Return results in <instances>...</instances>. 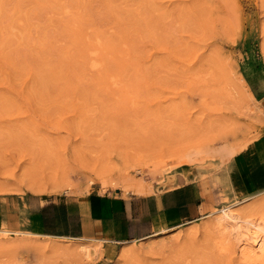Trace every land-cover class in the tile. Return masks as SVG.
<instances>
[{
    "label": "rangeland",
    "instance_id": "1",
    "mask_svg": "<svg viewBox=\"0 0 264 264\" xmlns=\"http://www.w3.org/2000/svg\"><path fill=\"white\" fill-rule=\"evenodd\" d=\"M262 94L264 0H0V215L18 231L0 234L14 242L0 245V264H249L232 235L202 221L264 192L244 193L226 173L232 156L243 171L239 152L264 139L254 140ZM182 154L193 160L175 165ZM125 172L153 202L181 208L198 195L210 207L128 241V258L102 242L86 256L83 201L132 195ZM66 242L78 250L61 251Z\"/></svg>",
    "mask_w": 264,
    "mask_h": 264
},
{
    "label": "crops",
    "instance_id": "2",
    "mask_svg": "<svg viewBox=\"0 0 264 264\" xmlns=\"http://www.w3.org/2000/svg\"><path fill=\"white\" fill-rule=\"evenodd\" d=\"M261 100L264 108V94ZM261 133H264V130ZM239 154L244 161L243 171L237 167L234 156H232L228 160L230 164L226 173L235 177L239 190L244 193L264 189V186H260L264 185V151L257 150L251 143ZM248 181L251 182L249 191L246 190ZM184 186L178 185L172 189ZM215 192L216 190H214V196L217 197ZM151 196L144 194L122 196L97 192L91 198L86 197L83 201L80 220L81 237L100 238L105 244L102 245L104 251H112L114 244L141 239L164 227L175 225L180 219L196 220L201 215L200 207L204 201L201 196L189 197L181 208L167 207L158 197H154L153 202ZM205 201L208 202V200ZM148 203L151 205L148 206ZM2 219L0 215V224Z\"/></svg>",
    "mask_w": 264,
    "mask_h": 264
},
{
    "label": "bare ground",
    "instance_id": "3",
    "mask_svg": "<svg viewBox=\"0 0 264 264\" xmlns=\"http://www.w3.org/2000/svg\"><path fill=\"white\" fill-rule=\"evenodd\" d=\"M95 65L96 63H92L93 68ZM98 67L97 69H99ZM239 80H240V91H242V93L244 94L246 98H249L252 100L253 99L252 93L248 90L247 86L242 81V79L239 78ZM261 135L262 133L256 135L254 137V140H256L257 137L259 138ZM256 142L257 144H255V146L257 150L264 151V139L260 138L256 140ZM247 143H249L248 139H245L242 141V143L238 144L239 145L238 147H236L237 144L236 145H231V144L225 145L224 148H222L221 152L225 156L229 157L237 153L239 150H241L243 146L247 145ZM191 160H193L192 156L188 154L185 157V155L182 154L176 160L175 165H178L180 163H183V164L189 163ZM216 166L218 165L215 163L210 164V167L215 168ZM134 170H137V169H134ZM120 178L122 181L121 187L124 191V194L132 193V194H142L143 195L147 193L148 189H146L145 186L141 182L132 181L131 176H129L127 172L123 173ZM102 187L103 188L106 187L105 179H102L101 188ZM173 187L174 186H172V188ZM44 188L40 187L39 185H29L28 186V189L31 193H43ZM248 199L250 200L247 203L242 204L237 207H234V205L239 203V201H235L230 204L226 203V205H222L221 207H217V208L214 207V210L211 209V211H209L208 213L203 214L205 219L202 221V225L204 226V228H210V225H213V227L211 228L221 233L222 235L224 236L232 235L238 242V247H239L238 251L240 253L239 256L241 260H243L245 263L251 264V263H254L260 260L264 262V192L252 194L250 195V197L243 198L242 201H245ZM209 207H210V204L206 201H203L200 208L201 210H205V209H208ZM1 224H0V234H6L9 232H18L13 229L12 230L8 229L5 226H3L4 224L3 225ZM31 234L39 235L41 233L31 232ZM91 240H93V243L91 242L89 244H82L80 246L81 249L83 250V254L86 256H89L90 247L91 248L93 247L94 251H100L101 249L102 240L100 238L91 237ZM57 243H60V242H57ZM13 244H14L13 241H7V240L0 242L2 249L3 248L10 249L13 246ZM61 249H62L61 251H66L71 254H72V251L74 252L78 250V249L76 250L74 246V242L64 243ZM135 252L136 250L134 249V247L131 244H129L127 241L121 242L120 254L122 258H128V256L134 255Z\"/></svg>",
    "mask_w": 264,
    "mask_h": 264
},
{
    "label": "trees",
    "instance_id": "4",
    "mask_svg": "<svg viewBox=\"0 0 264 264\" xmlns=\"http://www.w3.org/2000/svg\"><path fill=\"white\" fill-rule=\"evenodd\" d=\"M31 197V196H30Z\"/></svg>",
    "mask_w": 264,
    "mask_h": 264
}]
</instances>
